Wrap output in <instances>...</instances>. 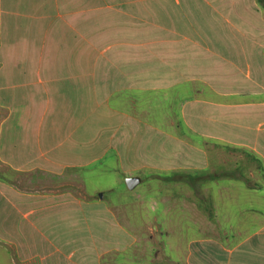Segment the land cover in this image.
I'll return each instance as SVG.
<instances>
[{"label":"crops","instance_id":"crops-1","mask_svg":"<svg viewBox=\"0 0 264 264\" xmlns=\"http://www.w3.org/2000/svg\"><path fill=\"white\" fill-rule=\"evenodd\" d=\"M262 7V0H0V160L51 173L61 184L70 169L83 171L111 150L124 172L190 167L207 175L209 146L218 141L253 158L262 175L246 177L245 185L258 189ZM187 81L209 89L181 111L201 144L181 141L125 106L134 104V89H176ZM216 174L206 181L241 179ZM8 182L0 178V264H264V199L244 190L231 200L237 211L228 229L238 240L195 237L185 256L145 260L134 259L137 236L104 197ZM213 199L206 198L209 217L217 220Z\"/></svg>","mask_w":264,"mask_h":264},{"label":"rangeland","instance_id":"rangeland-1","mask_svg":"<svg viewBox=\"0 0 264 264\" xmlns=\"http://www.w3.org/2000/svg\"><path fill=\"white\" fill-rule=\"evenodd\" d=\"M262 1L261 9L264 14V0ZM249 13L252 14L250 11ZM246 26L252 28V25ZM260 27L264 31V24H260ZM149 43L150 47L154 46L152 41ZM208 93L209 89L201 81H187L177 85L176 89L149 92L134 89L132 97L131 94L128 96L134 104L125 106L134 113L148 118L150 122L160 125L165 131L176 133V137L181 138V141L201 144L204 142L202 138L181 125H185L184 121L183 123L180 121L181 111L188 98H204ZM140 95L147 96L143 99L144 103L135 99ZM5 113L6 109L0 106V119ZM102 122L104 123V120ZM210 145V166L207 176H214L215 173L217 177L234 175L241 178L240 180L220 177L216 180L209 178L208 181L197 179L192 182L183 179L173 180L161 174L176 170L201 173L205 172V168L146 167L124 172L118 169L116 154L112 150L83 171L70 169L67 183L61 184L59 179L53 178L51 173L43 170H17L1 160L0 178L33 191L68 186L72 191L81 192L90 198L102 196L117 211L119 220L130 227L137 236L132 252L134 259L185 256L191 238L210 236L230 243L238 240L241 235L228 228L231 222L235 223L237 211L236 204L233 207L231 200L242 190L264 199V183L258 189L253 187L250 189L245 185L246 177L255 181L262 175L256 164L250 162L253 158H249L241 150L227 149L222 142L217 141ZM176 147L178 148L177 144ZM166 148L169 147L166 145ZM183 148L181 144L180 149ZM240 165L243 169H237ZM130 175L141 176L142 181L130 188L126 180ZM210 195L217 205L219 213L217 220H211L210 211H207L211 210V207L206 205V198Z\"/></svg>","mask_w":264,"mask_h":264},{"label":"trees","instance_id":"trees-1","mask_svg":"<svg viewBox=\"0 0 264 264\" xmlns=\"http://www.w3.org/2000/svg\"><path fill=\"white\" fill-rule=\"evenodd\" d=\"M182 123H183V120H182V118H181V120H180ZM182 126H186V125H183V124H181ZM203 172V171H202ZM192 173V172H185V171H181V170H176V171H174V172H172V173H165V175H164V173H161L164 177H169V178H171V179H173V180H177V179H183V180H187V181H192V182H194L195 180H197L198 179V181L200 180V181H204V180H206V178H207V175H206V173L205 172H203V173ZM206 205L208 206V207H210V202L209 201H207L206 200ZM207 211H210V216L213 214V210L211 209H208Z\"/></svg>","mask_w":264,"mask_h":264},{"label":"water","instance_id":"water-1","mask_svg":"<svg viewBox=\"0 0 264 264\" xmlns=\"http://www.w3.org/2000/svg\"><path fill=\"white\" fill-rule=\"evenodd\" d=\"M127 183L130 188L135 187L142 180L141 176L130 175L126 177Z\"/></svg>","mask_w":264,"mask_h":264}]
</instances>
